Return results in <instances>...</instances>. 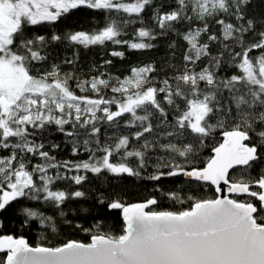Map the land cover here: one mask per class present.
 Masks as SVG:
<instances>
[{
  "label": "snow or ice",
  "instance_id": "snow-or-ice-1",
  "mask_svg": "<svg viewBox=\"0 0 264 264\" xmlns=\"http://www.w3.org/2000/svg\"><path fill=\"white\" fill-rule=\"evenodd\" d=\"M172 2L174 7L161 11L163 5L154 0H0V229L7 227L4 213L13 204L38 202L53 214L24 203L14 216L21 228L38 222L52 233L66 225L90 234L87 243L69 239L52 247L0 234V264H264V19L247 16L251 0ZM148 8L159 33L140 27L133 40L120 39L128 25L144 23ZM79 9L104 13L105 26L90 33L36 31ZM185 22L181 33L176 24ZM170 32L187 47L182 70L160 80L153 75L154 64L133 67L123 79L107 72L81 79L55 62L44 67L51 44L89 48L111 42L146 50L158 35ZM249 34H254L251 41ZM111 55L123 58L124 53ZM61 63L73 65L75 59ZM228 69L233 74H220ZM121 123L135 130L101 138L104 126L119 130ZM52 126L67 139L72 156L83 152L87 159L58 160L52 154L60 147L56 143L45 150L44 133ZM218 130L223 142L212 148L214 155L203 167L196 166L200 148ZM256 168L260 171L252 175ZM237 169V177H231L230 170ZM88 173L139 177L157 185L176 178L173 189L156 191L188 207L157 211L155 194L126 204L101 192L95 203L119 210L121 233L104 231L96 218L89 227L74 224L62 206L85 199L86 193L56 185L82 186ZM180 182L186 186L176 187ZM193 184L228 194L198 198ZM244 195L252 199L236 198Z\"/></svg>",
  "mask_w": 264,
  "mask_h": 264
},
{
  "label": "trees",
  "instance_id": "trees-1",
  "mask_svg": "<svg viewBox=\"0 0 264 264\" xmlns=\"http://www.w3.org/2000/svg\"><path fill=\"white\" fill-rule=\"evenodd\" d=\"M154 5H163L161 11H168L171 7H174L172 0H154ZM144 23L139 22L128 25L124 28V34L120 37L122 40H133V34L136 29L140 27H148L153 29L154 32L159 33V28L156 27L155 23L151 19L152 8H148L143 14ZM247 16L256 21L264 19V0H251L247 8ZM106 20L105 15L102 12H95L87 9L74 10L69 16L64 17L54 26H39L36 31L38 34L50 35L52 32L63 34L69 31H85L93 32L105 26ZM187 23H177L176 28L179 32H185L187 30ZM218 25H213L212 31L218 32ZM257 30H260L259 24ZM254 34H249L246 37L247 41L253 39ZM206 39V37H204ZM155 45L153 48L146 50H130L127 45H116L111 42H106L104 45H94L89 48L84 47H72L69 46L67 41L63 43H56L49 45L47 51L50 53L49 61L44 67H49L52 62L61 64L62 72H73L75 76L81 79H87L91 76L99 75L100 72H107L113 77H119L123 79L125 76L131 74L133 67H139L147 64H154L156 72L153 75L156 76L157 80L163 79L165 75H172L178 70H182L183 64V53L187 47L186 42L176 34V32H170L165 35H158L157 39L152 41ZM175 44L174 48H170V44ZM240 49L237 48L236 51ZM113 51L123 52V58L112 56ZM213 55L217 54V47H212ZM258 52H253L251 55L255 56ZM75 59L73 65L62 64L64 59ZM111 61V64L104 65L105 61ZM207 63V60L200 62V67H203ZM104 65V67H101ZM174 66V67H173ZM198 70V69H197ZM232 69L222 71L221 75L233 74ZM32 74H37V69L33 68ZM106 78V77H105ZM72 87L75 89V81H72ZM106 95L111 96L112 93L105 90ZM77 94L81 93L77 90ZM91 95V93H86ZM113 110L115 107L113 106ZM173 117L172 110H169V119ZM127 115L124 119H127ZM106 131H102L101 138L106 139L108 135L113 133L117 135H129L135 129L125 128L121 123L119 130L115 128H107L104 126ZM222 130H218L209 137L205 145L199 150V160L196 162V166L203 167L207 160L213 156L212 148L218 146L222 141ZM46 148L45 150L51 151L47 147L51 143L59 144L60 147L52 154L56 156L58 160H85L87 154L81 152L78 156H72L71 147L67 139L61 134L55 131L54 126L50 127L47 132L44 133ZM135 143V142H134ZM6 154V153H5ZM37 162V161H33ZM261 167H264L262 165ZM238 169L232 170L230 176L236 178L238 175ZM260 171V168H256L252 175H255ZM88 180L83 183L82 186L69 185L67 181H60L57 183V188H62L68 191L76 190L79 187L80 190L86 193V198L81 201H68L64 206V210L68 213V218L72 219L73 223H80L84 227L93 225L96 218L100 220L104 231H111L114 234H120L123 222L119 210L107 211L101 208L95 203L96 197L101 193H105L113 198H120L126 204L140 203L145 200L150 194H155L158 198V204L153 206V210H170L177 211L188 207L185 203L180 205L173 203L161 195L160 192L156 191V187H160L163 191L173 189V180L176 178L164 179L159 185L156 182L142 179L139 177H120L113 178L108 176L106 173L99 177L93 176L88 173ZM183 181V178H180ZM176 187L184 188L186 185L183 182L177 183ZM192 187L197 189L195 195L198 198L209 199L215 198L219 195L215 191V186L205 184L199 186L193 184ZM252 190H256L253 188ZM238 199H252L246 195L242 197H236ZM27 203L29 206L36 208L37 210L44 212L45 215H52L53 210L45 205L39 204L38 202H21L20 204H13L12 208L8 212L4 213V219L7 222V227L0 229V234H12L14 236H23L31 246L42 244L44 246H58L59 244L66 242L69 239L79 240L81 242H89L90 234L83 231L74 230L68 228L66 225H61V230L58 233H52L42 229L38 222H33L30 227L21 228L17 220L14 218L15 213L20 207ZM258 203V202H257ZM87 209V211H84ZM22 219V217H21ZM95 231V230H94Z\"/></svg>",
  "mask_w": 264,
  "mask_h": 264
},
{
  "label": "water",
  "instance_id": "water-1",
  "mask_svg": "<svg viewBox=\"0 0 264 264\" xmlns=\"http://www.w3.org/2000/svg\"><path fill=\"white\" fill-rule=\"evenodd\" d=\"M223 142V138H222V141H221V143ZM214 155V154H213ZM232 170H230V172H231ZM221 187H222V189H226V186H224L223 184H221ZM219 195H227L228 193L226 192V190H224V191H222V192H220V193H218Z\"/></svg>",
  "mask_w": 264,
  "mask_h": 264
}]
</instances>
